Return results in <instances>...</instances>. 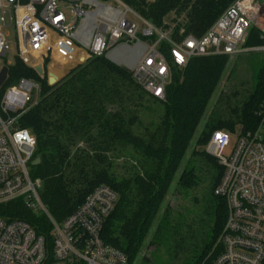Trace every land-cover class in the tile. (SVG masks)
I'll return each instance as SVG.
<instances>
[{
  "label": "trees",
  "instance_id": "trees-1",
  "mask_svg": "<svg viewBox=\"0 0 264 264\" xmlns=\"http://www.w3.org/2000/svg\"><path fill=\"white\" fill-rule=\"evenodd\" d=\"M120 1L158 29L169 27L164 20L171 14L173 36L180 30L200 36L235 0ZM262 45L258 31L251 29L244 48ZM162 50L166 51L164 44ZM227 61V56L197 57L183 69L171 66L162 101L148 96L135 85L126 69L104 56L89 59L54 85H48L45 78H39L18 58L10 64L2 90L21 78L39 82V102L23 112L16 124L36 140L35 156L41 161L31 166L30 176L40 180L39 198L52 219L62 222L96 187L106 186L116 192L118 200L104 222L100 237L105 244L122 252L127 264L134 262L157 219L151 243L172 241L177 245L180 231L176 216L174 222L172 210L162 211L161 207ZM53 67L56 64L50 69ZM52 77L51 83L57 80V76ZM131 97L143 112L154 113L156 122H143L135 114L127 116L126 106ZM263 104L264 76L259 72L252 90L243 98L232 89L228 95L220 96L195 144L201 145L214 131L232 136L254 131ZM114 106L117 109L112 111L109 107ZM0 114H3L1 105ZM77 143L85 147L72 152L71 146L76 147ZM116 154H124L132 161L130 177L119 179L114 175ZM191 155L198 157L202 166L196 167L195 160H189L178 175L176 188L184 194L183 199L189 200L188 207L205 205L207 229L200 233L197 253L189 264H211L221 252L220 236L227 218L224 199L214 194L222 168L202 151L193 150ZM202 185L205 187L200 191V199L197 195L191 197V192ZM0 218L29 224L44 239L47 253L44 264L52 263L51 224L45 214L33 212L18 199L0 205Z\"/></svg>",
  "mask_w": 264,
  "mask_h": 264
},
{
  "label": "built area",
  "instance_id": "built-area-1",
  "mask_svg": "<svg viewBox=\"0 0 264 264\" xmlns=\"http://www.w3.org/2000/svg\"><path fill=\"white\" fill-rule=\"evenodd\" d=\"M9 29L16 36L17 58L29 68L40 64L48 74L57 61L75 64L119 55V63H131L132 81L162 101L171 66L183 69L192 58L244 53L251 29L258 31L263 45L248 49L264 53V0H235L200 36L183 30L173 36L172 24L158 29L120 0H0L1 57L9 49ZM38 89L35 81L21 78L1 97L0 205L21 199L33 212L46 215L51 224V264H127L126 256L100 237L118 200L115 191L96 187L60 223L41 203L40 180L32 179L29 170L35 166L36 140L28 130L14 126L36 103ZM207 152L222 168L214 194L227 208L221 252L211 264H264V104L254 131L234 136L214 131ZM46 256L43 237L29 224L0 218V264H44Z\"/></svg>",
  "mask_w": 264,
  "mask_h": 264
},
{
  "label": "rangeland",
  "instance_id": "rangeland-1",
  "mask_svg": "<svg viewBox=\"0 0 264 264\" xmlns=\"http://www.w3.org/2000/svg\"><path fill=\"white\" fill-rule=\"evenodd\" d=\"M115 6V5H114ZM170 17H172L171 14L168 15L167 18H165L164 21H166L167 25L171 23ZM173 25V24H172ZM7 39L9 42V49L5 55V57L0 56V69L5 64H13L17 57H18V48H17V42H16V36L13 29L7 30ZM244 53L237 54L233 57H229L227 61V65L225 68V71L221 77L220 83L218 84L217 89L214 91L210 102L207 106L205 116L199 123L194 137L186 151L185 157L180 165L179 171H177L173 183L171 184V187L169 189V192L167 193V196L165 198V201L161 207L162 211H164L166 208L171 209L174 213L173 218L175 222V216L176 221L179 224V238L178 244L173 245L172 241H165L161 244H155L151 243V238L156 231L157 222L158 219L152 224L148 236L145 239V241L141 244L139 252L137 256L135 257V260L132 264H189L194 255L197 253V246L199 245V235L200 233L205 232L207 229L206 227V207L205 205L201 206L200 208H190L188 207L190 205L189 200L183 199L184 194L178 193L176 188V180L178 178V175L182 168L186 165V163L189 160H195V166L201 167V162H199L198 157H193L192 151H202L206 154L207 152V145L210 139V136L201 143V145H196L195 141L199 134L201 133L204 122L206 120V117L209 115L211 111H213L217 107V101L220 98L221 95H228L230 89L234 91H238L241 94V98L247 95L248 92H250L256 82V76L259 72L263 73L264 76V53L258 50H250L248 48H243ZM107 60H109L111 63L118 67H122L126 69L130 73V64H121L117 59H119V55L115 56L113 58V61H116L117 63L113 62L111 59L105 57ZM117 58V59H116ZM83 59H81V62H78L75 64L72 63L71 66H63L61 69H56L60 75L58 76L57 82L63 79L71 70L84 65L89 59L82 62ZM67 67V68H66ZM57 68V66H56ZM32 69V68H31ZM33 70V69H32ZM34 71V70H33ZM37 75V74H36ZM38 76V75H37ZM50 76V72L48 74L44 73L42 77L38 76L39 78H45L47 81V77ZM33 80V79H31ZM35 81V80H33ZM6 82V81H5ZM38 85L39 82L35 81ZM56 82V83H57ZM55 83V84H56ZM14 83H10L9 85L5 86V89L9 86H11ZM50 85V84H48ZM54 85V84H53ZM136 85V84H135ZM2 87L0 89L2 90ZM40 88V87H39ZM4 89V90H5ZM4 90H2V95L4 93ZM40 89H38L37 93L34 96V102H36L34 105H36L39 100ZM137 95H139V91L136 92ZM2 97V96H1ZM143 100L146 99L145 96H142ZM131 102L127 104L126 108V115L129 116L130 114H135L138 116L139 119H141L143 122H156V115L154 113H151L150 111H142L139 106H137L138 102L136 100H133L131 97ZM34 105L29 106L25 111L32 108ZM112 111L117 109L116 106L109 107ZM24 111V112H25ZM14 116V115H13ZM18 120V119H17ZM15 127L18 128L16 122L14 124ZM71 151L73 152L75 149L82 150L85 145L83 143H77V146H71ZM230 149H227L223 155L225 157H228ZM71 152V153H72ZM71 156V155H70ZM132 161L128 156H125L124 154H116L113 159V173L114 175L121 179V178H128L132 175L131 171V163ZM29 170H31V167H29ZM207 181V180H204ZM205 186L202 185L198 187L197 189L193 190L191 192V197L194 195H197L198 199H200V191ZM41 190V183H40V189ZM38 191V192H39ZM182 195V196H181ZM202 220V221H201ZM204 237V236H203Z\"/></svg>",
  "mask_w": 264,
  "mask_h": 264
},
{
  "label": "water",
  "instance_id": "water-1",
  "mask_svg": "<svg viewBox=\"0 0 264 264\" xmlns=\"http://www.w3.org/2000/svg\"><path fill=\"white\" fill-rule=\"evenodd\" d=\"M7 70H8V69H7L6 66H3V67L0 69V87H1V86L4 84V82H5V79H6V76H7ZM33 70H34L35 73H36L38 76H40V77H42V76L44 75L43 69H42V67H41L40 64H37L36 66H34ZM56 82H57V80L54 81L53 83H51V81H50V76L47 77V83H48V84L53 85V84H55ZM40 161H41L40 157L37 156V157L35 158V161L33 162V165H35V166L38 165V164L40 163Z\"/></svg>",
  "mask_w": 264,
  "mask_h": 264
},
{
  "label": "crops",
  "instance_id": "crops-1",
  "mask_svg": "<svg viewBox=\"0 0 264 264\" xmlns=\"http://www.w3.org/2000/svg\"><path fill=\"white\" fill-rule=\"evenodd\" d=\"M54 64H56V66H57V68L55 67H53L54 69H50V78H53L52 76H57V79H58V76L60 75V73H58V71L56 70V69H58V68H62V66L61 65H59V64H62L64 67H65V65L66 64H64V63H62L61 61H57V62H55ZM69 66H71L72 64H68ZM69 66H67V67H69ZM66 67V68H67Z\"/></svg>",
  "mask_w": 264,
  "mask_h": 264
}]
</instances>
